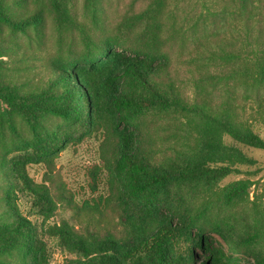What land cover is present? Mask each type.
Wrapping results in <instances>:
<instances>
[{
	"label": "trees",
	"instance_id": "1",
	"mask_svg": "<svg viewBox=\"0 0 264 264\" xmlns=\"http://www.w3.org/2000/svg\"><path fill=\"white\" fill-rule=\"evenodd\" d=\"M76 1L0 0V264L56 251L63 264H264V207L250 199L264 169L250 153L264 152V0H208L215 57L200 61L230 67L193 95L165 49L168 0H130L110 29L105 0H82V21ZM29 61L46 75L17 74ZM210 78L225 81L219 102ZM90 137L105 190L78 206L55 160ZM64 204L79 221L52 222Z\"/></svg>",
	"mask_w": 264,
	"mask_h": 264
},
{
	"label": "rangeland",
	"instance_id": "2",
	"mask_svg": "<svg viewBox=\"0 0 264 264\" xmlns=\"http://www.w3.org/2000/svg\"><path fill=\"white\" fill-rule=\"evenodd\" d=\"M129 1L130 0H105L104 22H106V27L108 29L111 28V23L118 20V15H120L122 11L126 10ZM168 1L172 10L170 21L171 23H174L175 26L172 29L166 30L165 35L167 37L170 36V38L166 40L165 49L171 55L173 64L176 68H178L180 76L184 80L183 85L185 90L193 95L195 83L198 82V80L200 81V78H204L207 75H224L227 71H229L228 69L230 66L218 58L209 61H200V58L204 53L207 57H215L210 53V51L207 52L209 48L211 49V47L214 46V43L209 42V39H207V36L210 35V31L213 27V18L212 16L207 15V9H212L210 1ZM203 3L204 6H202ZM141 4L142 3H137V6L140 7ZM76 7L79 18L82 21V0L76 1ZM165 21L166 27H168L171 23L167 18ZM201 24H205L206 29ZM219 26V31L223 33L222 24H219ZM218 35L222 34L220 33ZM216 36L217 35H213V37ZM216 38V42L222 41L219 37ZM228 39L232 40L230 35L228 36ZM51 44H53V38ZM204 50L206 51L204 52ZM16 65L23 66L22 63H18ZM27 65L28 67L35 65V67L30 68L27 71L23 69L17 70L16 73H21L22 77H34L33 81L46 75L47 70H45L41 62L29 61ZM204 82L206 83L208 89L213 90V95H215L214 101L219 102L220 98L225 96L227 88L224 80L220 81L217 78H210L208 82ZM251 98L252 99H249V103L246 105L247 112L250 115H256V119L260 120L261 114L257 115L256 109H258V107L253 99L254 94H251ZM262 102L264 103V99ZM99 145L100 140L98 137L87 138L83 142L61 152L60 156L55 160V170L53 172V176L59 181L61 186L72 195L74 200L73 202L78 206H81L85 201L93 203L94 199L99 196V193H102L105 190L103 183L100 184L98 182V191H93L94 183L91 176V170L94 164L99 163ZM250 153L256 157L259 164L264 167V152L252 150ZM29 171L35 181H43L44 173L46 171L43 166L33 165L30 167ZM239 178H241V176H231L225 180V183L232 180H238ZM253 181L254 184L251 188L250 199H256L257 202L261 203L264 207V169L253 179ZM81 217L86 220L85 215L82 214ZM76 220L79 221L77 216L74 215L73 210L65 204L58 207L55 216L52 218V222H75ZM215 238L231 255L239 257V254L233 253L227 249L223 239L216 235ZM69 258V255L56 251L52 256L50 264H63Z\"/></svg>",
	"mask_w": 264,
	"mask_h": 264
}]
</instances>
